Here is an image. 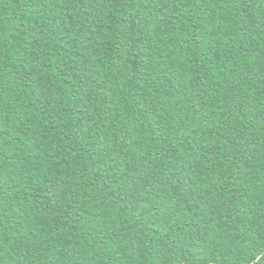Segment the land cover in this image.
<instances>
[{
    "label": "trees",
    "instance_id": "16d2710c",
    "mask_svg": "<svg viewBox=\"0 0 264 264\" xmlns=\"http://www.w3.org/2000/svg\"><path fill=\"white\" fill-rule=\"evenodd\" d=\"M0 264H264V0H0Z\"/></svg>",
    "mask_w": 264,
    "mask_h": 264
}]
</instances>
